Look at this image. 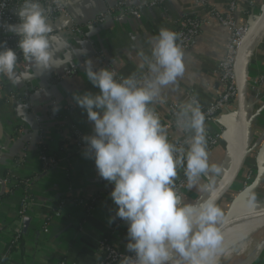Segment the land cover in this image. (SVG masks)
<instances>
[{"label":"crops","instance_id":"obj_1","mask_svg":"<svg viewBox=\"0 0 264 264\" xmlns=\"http://www.w3.org/2000/svg\"><path fill=\"white\" fill-rule=\"evenodd\" d=\"M116 1L63 0L73 22L85 28L83 36H78L71 32L70 22L65 18L48 22L51 35L56 37L50 39L51 50L62 66L42 70L22 60L16 69L15 83L2 77L0 258L11 245L14 230H21L20 244L6 254L4 264H95L98 256L96 241L100 238L129 254L125 247L128 225L125 222L122 228L114 229L118 218L109 223L117 209L110 198L114 186L101 187L97 182L94 160L86 157L84 152L78 153L72 144L75 135L93 134V123L88 120L86 111L77 106L73 94L99 91L87 80L83 62L91 59L94 68L99 69L103 66L96 60L98 58L109 62L122 77L135 73L141 78L143 72L139 65L143 56H150L154 37L161 28L175 31L177 22L183 17L204 19L209 9L222 12L229 0H208L205 8L189 0H171L152 8L145 7L149 0H128V5L136 12L108 18L100 25L86 26L105 14ZM252 8L254 12L250 14V20L256 21L262 14L264 0H256ZM243 10L244 7L239 6L236 14L240 23L246 21ZM227 38V31L214 20L202 27L194 46L184 52V75L174 86L162 90L163 102L155 105L159 114L165 116L166 103L186 104L189 93L204 107L215 100L218 90L215 72L224 57ZM66 70H76L77 73L58 82L52 81ZM241 72L244 80L262 77L263 84L258 97L252 93L245 99L249 154L237 180V188L242 185L245 173L253 172L254 179L261 174V178L251 193L242 195L244 190L233 188L218 203L224 212L220 225L224 251L216 256V264H264V217L258 214L255 220L230 223L243 214L264 212V152L261 153L264 144V37ZM50 102H55L59 110L49 111ZM226 114L223 112L219 119L205 124L210 132L224 135L217 148L209 153V162L219 166L220 171L201 177L196 187L187 186L181 194L183 202L199 204L207 199L209 192L205 189L218 191L235 166L238 133L234 125L229 126L230 117ZM41 135L42 145L39 144ZM40 146L57 159L55 168L44 170L41 167L38 159ZM9 176L25 183L26 187L9 188L3 183ZM25 191L31 205L28 212L19 217L20 201ZM253 194L255 208L250 203ZM93 195L98 199L87 215L72 203L74 199ZM58 201L63 204V209L58 217H51V209Z\"/></svg>","mask_w":264,"mask_h":264},{"label":"clouds","instance_id":"obj_2","mask_svg":"<svg viewBox=\"0 0 264 264\" xmlns=\"http://www.w3.org/2000/svg\"><path fill=\"white\" fill-rule=\"evenodd\" d=\"M53 2L59 6L63 0ZM7 4L0 0V10ZM50 11L41 7V0H20L18 22L0 20V30L18 37L22 57L36 69L62 66L51 50L50 39L56 37L48 23ZM154 39L150 56H143L139 65L141 78L135 73L118 78L113 68L96 69L91 59L86 61L87 80L99 91L73 94L93 123V134L82 137L84 154L114 186L110 198L117 209L109 223L119 218L128 225L125 247L131 255H124L121 264H216V256L224 251L219 193L206 188L207 199L186 203L175 184L178 169L184 170L189 188L220 171L209 162L206 117L193 98L177 114V128L188 134L183 144L169 139L155 105L163 102L162 90L184 75V53L180 34L173 30L161 28ZM19 60L7 41L0 40V77L15 83ZM250 203L256 207L255 194Z\"/></svg>","mask_w":264,"mask_h":264},{"label":"built area","instance_id":"obj_3","mask_svg":"<svg viewBox=\"0 0 264 264\" xmlns=\"http://www.w3.org/2000/svg\"><path fill=\"white\" fill-rule=\"evenodd\" d=\"M171 0H149L145 7H157V6H163L166 2ZM197 5H199L202 8L207 7L208 0H189ZM20 2V0H8L7 7L3 10H0V20L9 22V23H17L18 18L16 17V6ZM128 0H118L115 2V4L108 9V11L105 14H102L98 17H96L93 21L86 24V26L89 25H100L104 23L108 18L115 17L122 14H128L136 12L135 9L131 8L128 5ZM256 3V0H229L226 4V8L222 12L215 11L213 9H209V14L204 19L197 18V17H183L177 22L176 30L175 32L180 34V40L178 43L180 44L183 53L189 51L195 44L197 37L200 33V30L202 27L207 24L210 20H214L219 24L221 27H223L227 33L228 38L224 47V57L219 62L215 75L217 76V83H218V90L216 92L215 100L207 107H204L200 104L202 112L205 114V124L210 121H214L219 119L218 116L223 113L227 112L229 120V126L235 124L236 118L234 116L235 110H236V98H237V86H236V76H235V65L238 61V58L247 44V42L250 39V36L253 32L254 26L256 22L261 17H258L256 21L250 20V14L254 12L253 8ZM243 6V15L246 18V21L243 23L238 22L236 14L239 9V6ZM41 7L44 9H51L50 13L46 12L48 15V22H55L59 18H65L69 20L70 22V30L74 34L78 36H83V29L84 26H78L76 23L73 22V20L70 18L68 11L65 7V5L62 3L61 5H57L53 2V0H41ZM135 16L138 18V15L135 14ZM250 20V22H249ZM0 40H6L8 47L13 48L18 55V58L20 59L19 62L22 60H25L22 57V52L19 48H17V42L18 37H16L14 34L4 32L3 30H0ZM98 57V56H97ZM96 60L101 64L103 67H111V64L109 62H105L102 60H99L96 58ZM87 60L83 62V68ZM18 62V63H19ZM114 69V68H113ZM117 72V77H122L120 73L114 69ZM77 73L76 70H66L62 76H55L52 81L58 82L64 77L73 76ZM2 84V77H0V86ZM263 84V78H255V79H245L244 81V93H245V99L248 98L252 93L258 97L260 93V88ZM193 98L192 93H189L187 95V103L190 102ZM197 99V98H196ZM57 105L55 102L49 103V111H54V108H56ZM166 114L165 116L160 115L161 121L163 124L168 126V135L169 139L173 142L183 144L186 136L188 135L184 131L180 130L176 126V119L177 114L180 109V104L171 102L166 103ZM230 111H232L230 113ZM234 111V113H233ZM38 122V121H37ZM207 130V129H206ZM42 133V131L40 130ZM224 135L222 133H213L207 130V140H208V150L209 153L212 152L217 148V146L220 144V142L223 140ZM40 142L39 144L42 145L43 137L40 136ZM73 147L74 149L80 153V152H86L87 151V144L82 139V137L75 135L73 137ZM40 151L38 155L39 162L41 164V167L44 170L53 169L57 166V160L53 156H49L45 150L40 146ZM93 159V158H92ZM94 160V159H93ZM244 180L241 185L242 190H245L253 181L254 179V173L248 172L244 174ZM98 184L103 187L105 185H111L109 182L103 180L99 175L97 179ZM3 183L7 185L9 188H14L18 186H25V183L21 181H14L11 176L4 178ZM176 184V190L178 194L181 196L183 190L188 186L187 178L184 174L183 169H178V175L175 180ZM26 187V186H25ZM70 192V190H68ZM98 196L93 195L86 198H79L72 200V203L80 207L83 210L84 214H88L91 212L93 205L97 201ZM31 205V199L28 195L25 194L20 201V207H19V213L18 216L22 217L24 216ZM63 209V204L60 203L58 205H55L51 210V217H58L60 211ZM125 225V221L121 219H117L114 224V229L122 228ZM21 241V230L15 229L13 232V239L11 245H8L5 255L0 258V264H4L5 256L9 253L8 249H10L11 246L14 248H17ZM97 246V260L95 264H121V260L124 255H131L126 254L124 252H121L118 248L108 243V241L105 238H100L96 241ZM63 264V263H62Z\"/></svg>","mask_w":264,"mask_h":264},{"label":"water","instance_id":"obj_4","mask_svg":"<svg viewBox=\"0 0 264 264\" xmlns=\"http://www.w3.org/2000/svg\"><path fill=\"white\" fill-rule=\"evenodd\" d=\"M253 32L250 36L249 41L243 48L238 61L235 65V76H236V86H237V98H236V110L234 116L236 118L235 124H233L238 133V150L237 157L235 161V166L233 167L230 175L222 185V187L217 191L219 193V199L217 204L233 189L234 184L237 182L238 178L242 175L243 167L246 163L248 154H249V141H248V127H247V118L245 114V93H244V79L242 76V67L247 63L250 57L253 55L256 47L264 37V8L261 14V17L256 22ZM227 119V118H224ZM264 152V144L261 148V153ZM261 174H258L257 177L252 181V183L242 191V195L251 193L259 184ZM264 217V212H255L240 215L239 217L230 221L231 224L238 222H245L249 219L255 220L254 217L258 216Z\"/></svg>","mask_w":264,"mask_h":264},{"label":"trees","instance_id":"obj_5","mask_svg":"<svg viewBox=\"0 0 264 264\" xmlns=\"http://www.w3.org/2000/svg\"><path fill=\"white\" fill-rule=\"evenodd\" d=\"M57 160V159H56ZM237 186H238V182H236L235 184H234V187L233 188H235L234 190H236V191H239V189L241 188V186H240V188L238 187L237 188ZM13 188V187H12ZM233 190V189H232ZM58 204H60V201H58L57 203H56V205H58ZM13 249H15L13 246H11L10 247V249H8V251L9 252H11V251H13Z\"/></svg>","mask_w":264,"mask_h":264},{"label":"bare ground","instance_id":"obj_6","mask_svg":"<svg viewBox=\"0 0 264 264\" xmlns=\"http://www.w3.org/2000/svg\"><path fill=\"white\" fill-rule=\"evenodd\" d=\"M257 24H255V26H256ZM246 71V70H245ZM235 148V147H234ZM236 150V149H235ZM261 220V219H260ZM242 227V226H241ZM243 229H244V227H242ZM240 229V228H239ZM233 230V229H232ZM237 230V229H236ZM232 232V231H231ZM245 234V233H244ZM228 252V251H227ZM225 254V253H224ZM231 254V253H230Z\"/></svg>","mask_w":264,"mask_h":264},{"label":"rangeland","instance_id":"obj_7","mask_svg":"<svg viewBox=\"0 0 264 264\" xmlns=\"http://www.w3.org/2000/svg\"><path fill=\"white\" fill-rule=\"evenodd\" d=\"M243 176H244V175H243ZM240 190H242V188H241Z\"/></svg>","mask_w":264,"mask_h":264}]
</instances>
